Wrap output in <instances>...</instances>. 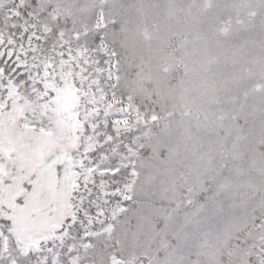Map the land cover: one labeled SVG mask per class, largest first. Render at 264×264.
<instances>
[{
  "label": "rangeland",
  "instance_id": "obj_1",
  "mask_svg": "<svg viewBox=\"0 0 264 264\" xmlns=\"http://www.w3.org/2000/svg\"><path fill=\"white\" fill-rule=\"evenodd\" d=\"M64 8L74 15L62 12L53 22L42 14L41 24L53 31L31 47L50 55L56 31L74 27L87 28L88 36L73 47L97 48L93 25L102 14L108 55L98 50L93 59L113 76L101 77L106 103L113 104L107 132L114 137L101 167L121 170L115 177L86 174L97 183L90 185L91 196L80 193L90 213L80 219H91L93 232L112 226L92 240L89 260L242 264L244 249L235 241L239 218L264 205V0H75L74 6L66 0ZM2 39L8 47V34ZM11 39L13 50L29 51L27 36ZM63 95L71 106L73 93L66 89ZM0 140L4 155L14 154L0 165V180L10 181L0 192L6 198L20 194L26 190L21 183L33 176L36 203L66 214L75 177L65 170L57 180L53 170L74 146L66 126L55 137L34 135L5 115ZM218 221L225 222L219 233ZM41 224L50 221L41 217Z\"/></svg>",
  "mask_w": 264,
  "mask_h": 264
},
{
  "label": "snow or ice",
  "instance_id": "obj_2",
  "mask_svg": "<svg viewBox=\"0 0 264 264\" xmlns=\"http://www.w3.org/2000/svg\"><path fill=\"white\" fill-rule=\"evenodd\" d=\"M65 3L66 0H57L55 4L52 0L46 3L42 0H0V129L5 115L15 117V125L21 132L30 131L34 135L55 137L66 126L67 137L74 146L53 170L57 180L65 170L75 177L68 194L66 214L59 216L51 203L40 207L33 199L36 194L33 176L21 183V189L26 190L20 194L6 198L0 192V264H92L88 258L94 247L92 240L112 227L108 225L107 229L93 232L90 231L91 219L87 224L80 219L82 215L90 216L84 208L82 190L91 196L90 185L97 183L95 175L115 177L121 170L101 167V161L108 158L106 146L114 139L107 132V117L111 114L107 109L113 104L106 103L107 94L101 85V77L107 81L113 76L107 67H100L99 59H93L98 50L101 55H108L104 50L103 29L107 24L103 15L93 25L98 34L97 48L89 51L83 45L73 47L75 42L88 36L87 28L77 31L74 27H61L56 31L55 40L48 49L50 55L45 56L42 49L31 47L33 40L41 45L45 43L53 31L47 24H41L43 13L47 12L53 22L61 20L62 12L69 18L74 15L71 8L61 9ZM74 3L75 0L73 6ZM38 25L43 28L42 33L35 31ZM66 31H70L67 39ZM4 33L9 36L6 48L2 39ZM13 35L27 36L29 51L13 50ZM111 55L115 56V52ZM108 63L105 59L104 65ZM66 89L73 93L71 106L64 103ZM112 96L115 101V93ZM115 123L112 131L118 138L120 130ZM101 124L104 130H100ZM13 156L11 152L4 155L0 140V165H6ZM9 183V180H0V188ZM91 203L96 208V216L103 217V210L95 201ZM41 217L50 224L42 225ZM98 223L103 224V220ZM77 227L80 229L78 235ZM236 232V244L244 249L242 264H264V205L251 208L240 217Z\"/></svg>",
  "mask_w": 264,
  "mask_h": 264
},
{
  "label": "bare ground",
  "instance_id": "obj_3",
  "mask_svg": "<svg viewBox=\"0 0 264 264\" xmlns=\"http://www.w3.org/2000/svg\"><path fill=\"white\" fill-rule=\"evenodd\" d=\"M244 181V180H243ZM216 224V229H217V232L219 233V232H221V231H223L224 230V227H225V222L224 221H218L217 223H215ZM213 227V226H212ZM217 233V234H218ZM216 251V249H214V252ZM216 253V252H215ZM214 253V254H215ZM200 254V253H199ZM209 261V258L207 257V258H205V263H207Z\"/></svg>",
  "mask_w": 264,
  "mask_h": 264
}]
</instances>
